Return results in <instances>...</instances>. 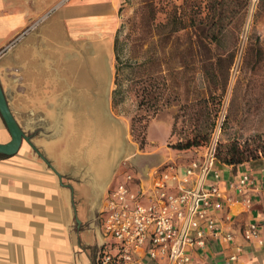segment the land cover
Instances as JSON below:
<instances>
[{
  "label": "crops",
  "instance_id": "0c3cea01",
  "mask_svg": "<svg viewBox=\"0 0 264 264\" xmlns=\"http://www.w3.org/2000/svg\"><path fill=\"white\" fill-rule=\"evenodd\" d=\"M126 1L0 0V86L25 138L16 155L0 159V264H98L100 251L118 253L104 231V201L122 178V163L151 186L153 170L172 161L183 175L190 161L185 151L167 161L132 162L123 145L99 154L76 138L108 125L103 87L113 77V42ZM163 126L168 137L170 125ZM11 140L0 113V144ZM216 166L226 182L242 174L255 182L252 210L232 208L225 224L243 251L230 262L226 245L209 241L203 252H192L190 264H264V159ZM218 216L224 224L225 214ZM253 222L263 246L244 238ZM131 264L169 263L151 260L145 249Z\"/></svg>",
  "mask_w": 264,
  "mask_h": 264
},
{
  "label": "rangeland",
  "instance_id": "374dc122",
  "mask_svg": "<svg viewBox=\"0 0 264 264\" xmlns=\"http://www.w3.org/2000/svg\"><path fill=\"white\" fill-rule=\"evenodd\" d=\"M207 3L126 1L113 42V77L103 87L110 103L108 125L99 134L76 137L78 142L92 145L99 154L108 146L123 145L133 162L154 156L167 161L185 151L188 160L198 158L219 123V145L254 136L264 140V0H227L216 13L223 12L226 20L215 44L205 32L192 30L191 14L200 7L197 18H205ZM157 121L160 128L152 126ZM163 124L170 125L168 137ZM205 137L208 143L201 147L175 149ZM259 145L250 143L254 149Z\"/></svg>",
  "mask_w": 264,
  "mask_h": 264
},
{
  "label": "built area",
  "instance_id": "2783aa9c",
  "mask_svg": "<svg viewBox=\"0 0 264 264\" xmlns=\"http://www.w3.org/2000/svg\"><path fill=\"white\" fill-rule=\"evenodd\" d=\"M222 126L217 125L205 154L191 159L183 175L169 163L152 171L153 183L147 186L134 176L128 161L122 163V178L104 201V231L116 242L118 253L100 251L98 264H131L145 249L153 261L190 264L192 252H203L209 241L222 242L230 252L229 261H238L243 248L225 224L232 222V208L241 205L246 212L252 210L250 192L255 182L251 174L228 182L221 177L216 149ZM221 212L226 216L224 224L218 216ZM243 232L246 241L257 240L263 246L257 223Z\"/></svg>",
  "mask_w": 264,
  "mask_h": 264
},
{
  "label": "trees",
  "instance_id": "16d2710c",
  "mask_svg": "<svg viewBox=\"0 0 264 264\" xmlns=\"http://www.w3.org/2000/svg\"><path fill=\"white\" fill-rule=\"evenodd\" d=\"M227 5V0H208L207 8L208 14L205 18L199 19L197 15L200 13V7H197L198 12L193 11L192 18V30H194L197 34L200 32H205L207 34V38L210 39L211 43L215 44L220 40V36L223 35L225 31L224 21L226 20L223 16V12L216 15L218 9L224 8ZM192 8L195 7V5ZM192 12V11H191ZM233 19H231L228 23L231 24ZM203 29V30H202ZM178 28L176 29V31ZM202 30V31H201ZM200 31V32H199ZM198 37V35H197ZM119 38L116 39L114 52L116 53V60L119 63L121 61V53L119 49ZM117 70H120L117 67ZM159 90V88H158ZM135 130V129H133ZM251 141L255 143H260L256 149L250 146ZM208 143V139L201 138L200 140L193 139L188 140L184 144L179 143L175 145V149L179 151H185L191 149L193 147H201V145H205ZM216 157L220 163L235 166L239 164H243L246 162H252L264 157V140L261 136H254L251 140H246L244 142L240 140H234L228 143L218 144L217 146ZM3 157H7L6 155H0V159Z\"/></svg>",
  "mask_w": 264,
  "mask_h": 264
},
{
  "label": "water",
  "instance_id": "95a60500",
  "mask_svg": "<svg viewBox=\"0 0 264 264\" xmlns=\"http://www.w3.org/2000/svg\"><path fill=\"white\" fill-rule=\"evenodd\" d=\"M0 113L3 117L4 122H6L8 130L11 134V141L7 144H0V155L14 156L19 152V149L23 143L24 135L23 132L15 121L7 101L0 86Z\"/></svg>",
  "mask_w": 264,
  "mask_h": 264
}]
</instances>
